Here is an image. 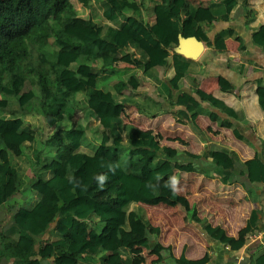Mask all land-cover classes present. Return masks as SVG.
Segmentation results:
<instances>
[{
    "label": "trees",
    "instance_id": "1",
    "mask_svg": "<svg viewBox=\"0 0 264 264\" xmlns=\"http://www.w3.org/2000/svg\"><path fill=\"white\" fill-rule=\"evenodd\" d=\"M235 1L212 4L215 20L228 21V6ZM135 3L139 9H134ZM96 6L103 7L100 14ZM197 10L188 0H142L141 4L137 0H0V208L13 210L9 226L0 233V264H111L112 258L123 255L124 231L137 235L150 230L143 212L132 210L134 205H179L180 197L171 188L175 172L219 177L224 184L236 176L234 164L225 167V161L213 158V152L178 151L172 156L154 135L137 136V128L127 126L122 136L113 124L124 105H135L145 115H151L152 105L158 107L154 100L128 94L130 88L138 87L134 70L118 68L115 61L125 50L141 54L140 62L134 61L147 74L167 67L176 46L160 22L185 38L196 37L217 53L227 51L233 32L222 30L211 40L207 33L212 22L196 21ZM185 24L190 25L187 35ZM252 40L264 52V25ZM195 64L174 53L172 77L155 78L159 96L181 108L173 112L178 122L200 130L199 116L219 120L204 108L206 102L230 120L247 124L212 95L198 100L182 93L173 101ZM99 84L108 85L111 92L99 89ZM257 97L264 113L262 81ZM28 113L38 120L45 138H38L25 123ZM95 121L103 129L96 130L98 145L91 154L83 143L89 124ZM227 126L238 139L247 141L235 124ZM144 160L148 165L143 175L139 167ZM243 167L249 181L264 184L261 156ZM100 176L106 177L103 185ZM187 212L191 222L234 252L259 230L261 211L257 209L238 239L200 219L195 207ZM92 219L97 220L95 225L89 223ZM23 239L30 242L29 249L20 247ZM139 241L148 249L162 250L159 243L151 247L146 239ZM169 259L173 264L211 261L209 255L195 261L184 256ZM256 264H264V255Z\"/></svg>",
    "mask_w": 264,
    "mask_h": 264
},
{
    "label": "crops",
    "instance_id": "2",
    "mask_svg": "<svg viewBox=\"0 0 264 264\" xmlns=\"http://www.w3.org/2000/svg\"><path fill=\"white\" fill-rule=\"evenodd\" d=\"M141 1L137 0L140 4ZM224 1L188 0L198 8L196 21L212 22L211 30L207 33L211 40L226 29H230L233 36L227 41V51L224 53H217L202 42L205 45L204 53L197 60H192L196 64L183 79L182 88L174 93L173 101L182 93L190 94L198 100L199 97L206 99L212 95L233 108L239 114V119L247 124L230 120L217 113L206 102H203L204 108L214 112L220 117L219 120H214L213 116H199L197 123L200 130H196L191 124L178 122L173 112L181 108L171 105L159 96L155 78L164 81L172 77V57L179 48V39L185 37L162 22L159 27L176 48L170 51V64L155 69V77L136 66L134 60H141V54L138 52L131 54L125 50L119 51L121 59L115 61L118 68L134 70L133 76L136 77L135 84H138V87L130 88L128 94L131 93L137 99L154 100L158 107H150L148 111L151 115H145L135 105H124L113 124L122 136H125L127 126L137 128V136L143 133L154 135L161 146L171 150L172 156L178 151L193 155L213 152V158L224 160L225 167L234 164L237 169L236 176L232 177L230 183L224 184L219 177L213 179L198 173L175 172L171 181L173 177L178 180L176 193L181 198L179 205H144L143 207L151 211L157 209L159 214L166 211L167 216L154 218L144 214L150 223V230L137 235L124 231L121 237L126 243L122 248L123 255L112 258L111 264H172L170 257L180 259L184 256L195 261L203 259L206 255L211 258L210 264H256L257 256L264 255V184L249 181L244 175L243 167V163L260 156L264 159V113L259 107L257 97L258 82L264 83V52L252 40L253 33L264 25V0H237L228 6V21L215 20L210 7ZM133 6L134 9L140 7L136 3ZM141 10L146 14L145 10ZM186 24L182 28L187 35L190 25ZM103 90L110 91L105 88ZM108 107L117 108L115 105ZM220 123L226 126L222 127ZM229 124H235L247 141L238 139L230 126H227ZM102 129L97 121L89 124L86 136H89L94 147L92 149L90 144L83 143L86 152L92 154L95 151L98 145L97 132ZM90 133L96 134V137ZM147 165L148 161L144 160L139 167L143 175L147 173ZM193 207L197 209L200 219L207 220L213 228L223 229L227 236L235 239L245 230L252 211L260 210L259 230L247 237L244 248L234 252L228 246L211 239L201 225L190 221L187 210ZM12 216L13 210L10 217ZM3 220L4 223H10L9 220ZM153 229H159L160 233L156 234ZM158 238H164V241L161 242ZM139 239H146L151 247L159 243L162 250L148 249L141 245Z\"/></svg>",
    "mask_w": 264,
    "mask_h": 264
},
{
    "label": "rangeland",
    "instance_id": "3",
    "mask_svg": "<svg viewBox=\"0 0 264 264\" xmlns=\"http://www.w3.org/2000/svg\"><path fill=\"white\" fill-rule=\"evenodd\" d=\"M102 6H96V11L100 14L101 13V11H102ZM96 20H99V22L101 21V19H99V17L98 18H96ZM98 88L99 89H103V88H105V89H109V86L108 85H106V84H101V85H99L98 86ZM14 104V103H13ZM152 106H154V105H152ZM151 106V107H152ZM12 109H16V108H18V106L17 107H15V106H12L11 107ZM24 120H25V123L27 124V125H29L30 126V128H32V129H34L37 133V136H38V138H41V137H43V138H45V136L44 135H42V133L41 132H39L40 130H39V122H38V120L36 119V118H34V117H32V115H31V113H28L27 115H25V117H24ZM90 135H92V136H94V137H96V134H92V133H90ZM84 143H87V144H90V147L93 149V143L91 142V140L89 139V136H86L85 137V139H84ZM97 143V142H96ZM98 144V143H97ZM124 148H127V146H125ZM19 197H21V196H19ZM180 202H181V198H180ZM144 205H134L133 207H132V210H137V211H141V212H143V214H148V215H150V216H152V217H154V218H157V216H161V215H166V211L165 212H163L162 211V213H160L159 214V212L157 211V209L156 210H154V211H151V209H148L147 207L145 208V207H143ZM183 212V211H182ZM145 215H143V216H145ZM11 216V212H10V210L9 209H6L5 208V206H3V207H1L0 208V231L1 230H4V229H6L7 228V226H9V224H8V222H6V223H4V222H2V220L4 219H6V220H9L10 221V218L12 219V217H10ZM167 216V215H166ZM145 218H146V216H145ZM147 219V218H146ZM158 219H160L159 217H158ZM3 220V221H4ZM11 222V221H10ZM1 223L3 224V225H1ZM89 223L91 224V225H95L96 223H97V220L96 219H92L91 221H89ZM166 223V222H165ZM6 224H8L7 226H6ZM6 226V227H5ZM164 233H165V231H164ZM166 234V233H165ZM164 237V236H163ZM161 238V237H160ZM160 238H158L157 240H160L161 242H163L164 241V238H162V239H160ZM183 246V245H182ZM181 246V247H182ZM20 247H22V248H26V249H29V247H30V242L29 241H27V240H22L21 241V243H20ZM166 252V251H165ZM261 255H258L257 256V258L258 257H260ZM256 258V259H257ZM170 261V260H169ZM169 263H171V262H169ZM172 264H173V262H172Z\"/></svg>",
    "mask_w": 264,
    "mask_h": 264
},
{
    "label": "water",
    "instance_id": "4",
    "mask_svg": "<svg viewBox=\"0 0 264 264\" xmlns=\"http://www.w3.org/2000/svg\"><path fill=\"white\" fill-rule=\"evenodd\" d=\"M204 50L205 45L196 37H181L179 39V48L177 50V53L187 59L197 60L204 53Z\"/></svg>",
    "mask_w": 264,
    "mask_h": 264
},
{
    "label": "clouds",
    "instance_id": "5",
    "mask_svg": "<svg viewBox=\"0 0 264 264\" xmlns=\"http://www.w3.org/2000/svg\"><path fill=\"white\" fill-rule=\"evenodd\" d=\"M98 180H99L100 184L103 185L105 180H106V177L100 176V177H98ZM177 184H178V180L175 177H173L172 181H171V188H172L173 192L177 191V188H176Z\"/></svg>",
    "mask_w": 264,
    "mask_h": 264
}]
</instances>
